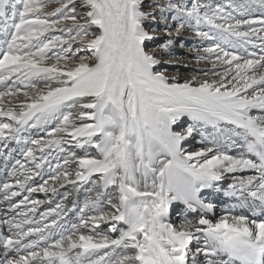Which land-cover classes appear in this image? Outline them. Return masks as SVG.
Instances as JSON below:
<instances>
[{"label": "snow or ice", "instance_id": "snow-or-ice-1", "mask_svg": "<svg viewBox=\"0 0 264 264\" xmlns=\"http://www.w3.org/2000/svg\"><path fill=\"white\" fill-rule=\"evenodd\" d=\"M49 2L0 0V31L4 35L0 41V84L7 88L0 92V117L10 121L0 122V140L18 139L25 127L56 121L46 142L31 141L41 146V153L45 147L75 141L81 148H96L99 158L72 153L64 164L75 161V179L72 172L60 171L57 165L54 175L32 187L29 173L39 175L37 170L48 162V156L38 158L33 148H28L23 155L34 167L25 168L17 160L9 175L16 177L18 171L23 172L24 179L16 177L15 185L4 183L0 191L7 201L21 191L47 192L49 181L60 187L79 181L90 182L96 196L79 208V225L72 224L68 235L61 231L58 239H53L57 234L52 229H63V225L55 219L43 227L36 221L37 226L26 231L21 223L4 221L10 231H16L0 236L5 250L0 264H264V219L225 215L213 223L201 215L195 223L185 218L179 227L168 222L174 204L183 205L184 213L211 211L212 204L200 198L201 190L212 188L226 173L244 170H255L259 175L234 178L225 194L239 193L241 203L253 214L259 208L264 215V56L244 59L215 43L203 48L207 55L198 54L197 59L214 58L213 69L217 63L226 66L223 72H211L218 79L197 80L194 76L178 83L169 82L154 70L161 61L143 46L154 38L145 31L144 22H155L158 12L169 37L162 45L165 50L173 42V25L166 13H172L171 19L178 22L177 36L190 28L200 40L219 37L230 44L234 38L242 47L251 43V37L264 33V19H238L226 8L246 16L254 5L264 9V0H228L226 6L214 7L201 0H190V7L171 0H147L148 11L143 10L145 0H56L59 6L45 13ZM77 2L85 9L79 19ZM65 21L71 24L58 28ZM257 24L260 27H254ZM205 26L208 31L203 30ZM93 27L98 33L90 32ZM244 27L246 31L241 30ZM65 30L67 38L49 39L45 35ZM75 43L81 47L73 48ZM57 48L59 52H52ZM204 75L209 72L204 71ZM40 82L43 87H38ZM17 85L31 90L23 91L25 99L19 104L11 100L21 92ZM253 111L260 114L253 115ZM184 117L192 123L185 125ZM222 125H231L234 130L226 131ZM206 126L213 133L202 135L200 143L211 146L186 150L182 142ZM235 137L242 138L246 152L255 159L244 155L237 158L219 149L221 142L237 146ZM93 176L98 179L93 180ZM13 187L21 191H13ZM109 188L116 195L104 199V190ZM51 191L56 193V187ZM28 203L35 212L43 201L25 196L19 205L11 207ZM105 206L114 211H105ZM85 210L98 214L85 216ZM53 213L60 215L51 209L42 219ZM110 221L123 222L127 227L118 230L112 224L111 231H119L116 238L96 231ZM81 226L91 227L94 234L77 235ZM31 236H39L47 246L39 247L36 240L23 243ZM200 236L204 245L193 251L191 245ZM50 239L52 243L47 244ZM117 249L122 254L113 260L110 257ZM12 252L15 256L10 255Z\"/></svg>", "mask_w": 264, "mask_h": 264}, {"label": "rangeland", "instance_id": "rangeland-1", "mask_svg": "<svg viewBox=\"0 0 264 264\" xmlns=\"http://www.w3.org/2000/svg\"><path fill=\"white\" fill-rule=\"evenodd\" d=\"M160 2L166 3L168 2V0H160ZM171 2L179 3L190 7V0H171ZM201 3L211 4L213 7L217 4L221 6H226L228 0H201ZM58 6L59 4L56 2V0H50L47 7L44 9V12L45 13L52 12ZM143 10L145 11L150 10L147 0H145V3L143 5ZM84 11L85 9H81L79 7V3L77 2L78 19L80 18V16L83 15ZM226 11L232 12V15L238 19H264V9H261L258 5L252 6L249 9V12L246 16H240L238 12H234L230 8H226ZM8 14L9 16L11 15L10 9L8 10ZM165 15L168 17V23L173 25L171 29L173 33V36L171 37L173 41L172 44L168 46L167 50H165L162 47V45L166 43L169 37L165 32V22L163 19H161L159 13L157 12V18L155 22H153L151 19L144 22L143 26L145 31L154 38L145 41L143 46L146 52L153 54L156 59L161 61L160 64L154 66V70L163 73L168 78L169 82L183 83L186 80L192 79V77L194 76L197 78V80L207 79L211 81L213 79H218V77L211 75V72L212 71L223 72L226 66L217 63L216 67L213 69L212 59L214 58L204 59V60L197 59L198 54L207 55L203 53L202 51L203 48L210 47L215 43L221 44V46L225 47L226 50L235 52L237 55L243 57L244 59H259L260 57L264 56V39L261 38L264 37V33H261L259 37L258 36L251 37V43L244 44L242 47L238 42L235 41L234 38L232 43L230 44H226L219 37L213 41L200 40L198 37L194 35L193 31L190 28H185L184 30H182L181 34L177 36L175 35V27L177 26L178 22L173 21L171 19V16L173 15L172 13H166ZM41 18L53 20V19H59V16H42ZM70 24L71 21H65L62 25H58V28ZM2 27H3V21L0 20V29H2ZM254 27H260V26L257 24L254 25ZM203 30L208 31L209 29L205 26ZM241 30L246 31L247 27H244ZM90 32L98 33V30L95 27H93L92 29H90ZM72 34L74 35L75 33L73 32ZM45 35L49 39L52 38L53 36H63L64 38H67L68 33L66 30L64 32L50 31ZM3 39H4L3 32L0 31V41H3ZM78 47H81L79 43L73 44V48H78ZM197 50H199V52ZM52 52H59V48L53 49ZM52 52H49L50 56L52 55ZM80 55L90 56L91 53L81 52ZM48 62L51 63L54 61H48ZM89 63H92V61H89ZM204 71H208L209 75L205 76ZM173 78L175 79L173 80ZM14 79L15 77H13V80ZM8 83L11 84L12 82L9 81ZM17 86L21 88V92L17 94V96L11 98L12 102L15 104H19L20 101H23L25 99V97L23 96V91L31 92L30 89H25L23 88V86L20 85ZM193 86H198V85L194 83ZM38 87H43V82H40L38 84ZM6 90L7 88L5 84H0V92ZM17 110L19 109L17 108ZM65 111H68V109H65ZM252 114L258 115L260 113L253 111ZM182 121L184 122L185 125L192 123L186 117L182 118ZM0 122H10V121H7V119L4 117H0ZM83 122L93 123V121L90 120H85ZM56 123H57L56 121H51L46 125L38 126L35 128L25 127V129L19 133L18 139L6 138L0 140V169L2 168V170H0L1 189L4 183L15 182L16 179L12 180L14 176L12 178V176H10L9 173L12 171L13 165H15V162L17 160H20L21 163L25 165V168L34 167V164L29 163L28 160L23 155V153L26 152L28 148H33L34 154L38 158L41 155L48 156V162L43 164L41 169L37 170L40 173L39 175H36L35 173H29L30 175H32V179L28 181V184L31 185L32 187H38V185L42 184L44 180L49 178V176L54 175L57 170V165H59L60 171L67 170L69 172H72L73 173L72 178L75 179L74 172L77 168L75 161L71 162L68 165L64 164L65 159H71L72 153H75L77 157L90 156V157L99 158V153L96 148L92 146H85L84 148H81L76 145L75 141L61 142L59 147L57 146H52L51 148L45 147L44 152L41 153V151L39 150L41 146L33 145L31 141L42 140L46 142L50 138L48 136V132L53 127L56 126ZM77 123H80V121H77ZM222 126L225 128L226 131L234 130L233 126L231 125H222ZM174 130L179 131L180 128L174 126ZM212 133H213V129L210 126L201 127L200 131L194 133L193 137L188 138L186 141H183L182 146L189 151L198 150L199 148L204 146H211V145L201 144L200 141L202 139V135L210 136ZM65 140H68V138L65 137ZM240 141L241 140L239 139V142ZM226 145L228 147H225ZM229 146H230L229 144L223 142H221L218 145L219 149L221 151H224L228 155H232L237 158L240 157L241 155H244L247 158H251V156H249V154L245 151V149L241 147L229 148ZM7 148L14 150L13 157L11 159H9L8 157L12 154V152L7 150ZM60 149H63V151H61ZM17 150H20L21 153L18 154ZM1 162L3 165L1 164ZM16 174H18L16 177H18L19 179L21 180L24 179L25 173L18 171ZM249 176H257V174H254L251 171L226 173L222 180L217 181L216 184H214L211 191L208 190L207 192H205L203 196L200 197L201 200H203L205 203L212 204L213 208L211 211L213 213L214 218L220 219L221 217L228 215L230 213L231 206L229 201L235 202V199L234 197H228L230 195L225 196L224 192L230 190L229 185L234 182V178L237 177L247 178ZM92 179L96 180L98 179V177L93 176ZM217 186H219L218 188H220V192L215 193L213 189H215ZM48 187L49 190L47 192L36 191L32 193V195L34 196V199L32 200L43 201L42 204L38 205L39 208L44 206L45 203H48L47 206L44 208L45 211L44 209H42V212L37 213L35 211L33 213L32 211H30L29 209L33 207L32 204L30 203L26 205H21L19 208L16 209H13L11 207L13 204L19 205L20 201L23 200L24 197L28 195L27 191H21V194L19 196L12 197L10 200H7L9 205L8 208L14 214L15 219L18 220L23 217L29 218L30 225H36L35 223L36 219L38 221H41L43 214L48 213L51 209H55L57 204H61L68 206L66 211L60 212V214L63 215L57 216L55 213H53L52 215L46 216L45 218V220L51 218V221L53 219L58 220L57 222L58 224H60L59 220L61 221L62 217L64 216L67 217L69 215L68 211H70L69 213L73 214V212H71L72 209L78 207V209L76 210H79V208L83 206L86 200H88L89 198H95L96 196V192L92 190L93 185L90 182L81 183L78 181L77 184L75 185L65 184L63 187H60L59 184H54L52 181H49ZM51 187H56L57 189L56 193H53L51 191ZM104 191L106 192V196L104 197V199H107L109 197H114L116 195L115 191L112 188H109ZM104 210L114 211L108 209L106 206ZM21 211H24L25 213H22ZM86 212H88V210H86ZM95 214L98 213L95 212ZM181 215L183 217L187 216L186 213L183 212V208L181 206H176V207L175 205L172 206V211L168 222L172 223L176 227H179L184 220L183 218H181ZM31 216H34V218L32 219ZM85 216H88V214L85 213ZM263 216L264 215H260V216L252 215L250 216L251 217L250 219H263L264 218ZM51 221L49 222V224L51 223ZM112 224H115L118 230L126 229L127 227L119 224L117 225L116 221H110L108 223H102L100 227L96 229V231L100 232L103 235L116 238L119 236V231L112 232L111 231ZM52 231L57 234L53 237L55 239L59 238L58 234L61 231H64L65 235H68V233L70 234V232H68V230L64 225H63V229L56 227L53 228ZM87 232L93 233L92 228L89 227ZM199 244H200V240L193 242L191 245L192 250L195 251V249L198 247ZM100 254H103V252H101ZM121 254H122V250L117 249L115 255L111 256L110 258L115 260Z\"/></svg>", "mask_w": 264, "mask_h": 264}, {"label": "bare ground", "instance_id": "bare-ground-1", "mask_svg": "<svg viewBox=\"0 0 264 264\" xmlns=\"http://www.w3.org/2000/svg\"><path fill=\"white\" fill-rule=\"evenodd\" d=\"M235 139L236 140H238L237 141V146H229V148L230 147H233V148H239V147H241V148H243V149H245L244 148V146H243V141H242V138L241 137H235ZM239 139L241 140L240 142H239ZM225 147H228L227 145L225 146ZM7 150H9L10 152H12V154L8 157L9 159H11L12 157H13V151L14 150H12V149H10V148H7ZM8 151V152H9ZM245 151H246V149H245ZM7 152V153H8ZM17 153L19 154V153H21V151L20 150H17ZM5 157H7V156H5ZM251 159H255V157H253V156H251ZM5 160V159H4ZM1 164H2V162H1ZM3 165V164H2ZM0 170H2V168L0 169ZM244 171H251L252 173H254V174H257V175H259V173H257L255 170H244ZM239 172V171H238ZM18 174H16V176H17ZM12 178H13V176H12ZM16 179V177H14L12 180H15ZM9 182V181H8ZM10 184H15V182H11ZM214 184H216V182H214ZM219 186H217L215 189H213V191H215V193L216 192H220V188H218ZM1 189V188H0ZM16 189V190H15ZM13 191H19L20 189H18V188H15V187H13V189H12ZM208 190H212V188H206V189H202L201 190V193H200V197L201 196H203L204 194H205V192H207ZM21 191V190H20ZM226 191V190H225ZM228 191H230V190H227L226 192H228ZM226 192H224V195L226 196ZM3 196H4V193L2 192V191H0V232H2L5 236H10V235H12V233L13 232H15L16 231V229H11V231H10V229H9V225L8 224H5L4 223V221H6V220H14L15 222H17V223H21V228L24 230V231H26L29 227H36L37 226V224L36 225H30V223L28 222V223H22L24 220H27V221H29V218H25V217H23V218H21V219H18V220H16L15 219V217H14V214L11 212V210L8 208V202L6 201V200H4L3 199ZM28 197H29V199L30 200H32V199H34V196L32 195V193L30 194V193H28V195H27ZM228 197H234V199H235V202H232V201H229V203H230V206H231V211H230V213L228 214L229 216H234V215H246V216H248L249 218H251L250 216H252V215H255V216H260L261 214H260V210H259V208H257L256 209V212H255V214H253V212H252V210L247 206V205H243L242 203H241V200H240V198H239V193L237 194V195H235V196H232V195H230V196H228ZM249 202H251V198H249ZM42 204V203H41ZM47 204L48 203H45V205L44 206H42V207H38L37 206V208H36V212L38 213V212H42V209H44L46 206H47ZM50 204V203H49ZM175 205V207L176 206H181L182 208H183V205H180V204H174ZM173 205V206H174ZM68 208V206H66V205H63V208L62 209H57V208H55V210H56V212H64V211H66V209ZM28 209V208H27ZM71 209V208H70ZM76 209H78V207H75L74 209H72L71 210V212H73V214H71V213H69L70 211H68V216L67 217H62V220L60 221L59 220V223H60V225H64L65 227H66V229L68 230V232H71L72 231V229H71V225L72 224H77V225H79V217H80V212H79V210H76ZM30 210V209H29ZM26 211V210H25ZM28 211V210H27ZM44 211H45V209H44ZM22 213H25L24 211H21ZM34 213V212H33ZM85 213H87L88 214V216H90V215H96L95 214V212L94 211H91V210H88V212H86V210H85ZM46 214V213H45ZM32 215V214H31ZM61 215H63V214H60L59 216H61ZM186 215L188 216H186V217H183L182 215H181V218H183V219H187V220H189V221H192L193 223H195L196 221H198V219H199V217L201 216V215H203L204 216V218H206V219H208V220H210V221H212L213 223H215L217 220H219V219H216V218H214L213 217V213H212V211H208V212H200V211H198V212H196V213H186ZM16 216V215H15ZM55 216V215H54ZM191 216V217H190ZM22 217V216H21ZM76 217V218H75ZM264 217V216H263ZM18 218V217H17ZM31 218L33 219L34 218V216H31ZM46 218V217H45ZM45 218H43L41 221H39L40 222V227H43L44 226V224H46V223H49L50 221H51V218H48V219H46L45 220ZM58 219V218H57ZM264 219V218H263ZM36 221H38L37 219H36ZM58 221V220H57ZM117 223V225L119 224V225H122V226H126V225H124L123 224V222H116ZM87 230H88V228H84V227H79L78 228V230H77V235H79V234H81V233H83V234H93V233H91V232H87ZM53 232V231H52ZM69 234V233H68ZM53 239H55V238H53ZM33 240H36V241H39V247H44V246H47L46 244H45V242L44 241H41L40 239H39V236H31V237H27V238H25V240L23 241V243H28V242H30V241H33ZM199 240H200V244L198 245L199 247H203V245H204V238H203V236H200V238H199ZM193 242H196V241H193ZM52 243V240L50 239V240H48L47 241V244H51ZM36 250H38V249H36ZM4 248H3V246L2 245H0V258H2L3 257V255H4ZM21 254H25L24 252H22ZM10 255L11 256H15V253L14 252H12V253H10ZM94 258V257H93ZM200 259L201 260H203V257L201 256L200 257ZM225 259H226V257H225ZM237 264H238V262H237Z\"/></svg>", "mask_w": 264, "mask_h": 264}]
</instances>
